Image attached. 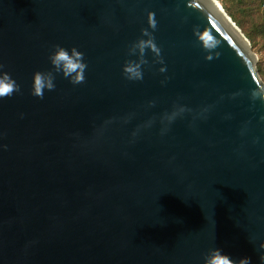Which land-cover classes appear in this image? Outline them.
I'll list each match as a JSON object with an SVG mask.
<instances>
[{
  "label": "water",
  "instance_id": "95a60500",
  "mask_svg": "<svg viewBox=\"0 0 264 264\" xmlns=\"http://www.w3.org/2000/svg\"><path fill=\"white\" fill-rule=\"evenodd\" d=\"M149 11L160 57L128 80ZM240 34L210 0H0L20 88L0 98V264H203L210 247L261 264L264 82ZM53 45L84 54L85 80L54 73L40 98Z\"/></svg>",
  "mask_w": 264,
  "mask_h": 264
},
{
  "label": "clouds",
  "instance_id": "9594fccd",
  "mask_svg": "<svg viewBox=\"0 0 264 264\" xmlns=\"http://www.w3.org/2000/svg\"><path fill=\"white\" fill-rule=\"evenodd\" d=\"M146 15L148 28L141 29V36L131 42L127 48L128 55L135 56L137 59H128L122 65V72L125 78L132 81L143 79L142 66L147 63L145 49L151 50L157 58L160 57V50L154 42L153 33L149 31V29L153 31L156 29L157 22L153 12L149 11ZM193 32L206 50H212L218 46L210 33L199 31L197 28H194ZM83 57L84 54L75 47L66 49L61 45H53L48 59L54 72H35L32 77V94L43 98L44 90H53L55 88L54 73H59L72 84L83 83L85 80L84 73L87 68V63ZM208 59H211V56H208ZM158 62L163 64L162 58ZM2 69L3 66L0 65V98L11 96L13 92L20 91L16 81ZM160 71H166L165 67H161ZM179 111L182 112L183 109ZM176 114L178 113H173L169 119L174 118ZM259 247L262 253H264V243H261ZM202 258L203 264H251L249 257L243 256L238 259H233L218 247L208 248L202 254ZM259 260L261 264H264V254L259 256Z\"/></svg>",
  "mask_w": 264,
  "mask_h": 264
},
{
  "label": "rangeland",
  "instance_id": "374dc122",
  "mask_svg": "<svg viewBox=\"0 0 264 264\" xmlns=\"http://www.w3.org/2000/svg\"><path fill=\"white\" fill-rule=\"evenodd\" d=\"M225 12L236 19V26L249 41L255 55L254 67L264 82V5L263 0H218ZM262 3V4H261ZM234 22V21H233Z\"/></svg>",
  "mask_w": 264,
  "mask_h": 264
},
{
  "label": "bare ground",
  "instance_id": "6f19581e",
  "mask_svg": "<svg viewBox=\"0 0 264 264\" xmlns=\"http://www.w3.org/2000/svg\"><path fill=\"white\" fill-rule=\"evenodd\" d=\"M210 2L213 4V6L217 9V11L223 16V18L228 22V24L234 29V31L240 36V38H242L241 34H240V30L239 28L236 26V24H232L234 23L232 21V19L227 15V13L224 11L223 7L221 6V4L219 3L218 0H210ZM230 18V20H229ZM240 31V32H239ZM242 33V32H241Z\"/></svg>",
  "mask_w": 264,
  "mask_h": 264
},
{
  "label": "trees",
  "instance_id": "16d2710c",
  "mask_svg": "<svg viewBox=\"0 0 264 264\" xmlns=\"http://www.w3.org/2000/svg\"><path fill=\"white\" fill-rule=\"evenodd\" d=\"M262 4V3H261ZM263 5H264V0H263ZM225 11V10H224ZM228 15V14H227ZM229 16V15H228ZM230 17V16H229ZM231 18V17H230ZM232 19V21H234V23H236V19L235 18H231Z\"/></svg>",
  "mask_w": 264,
  "mask_h": 264
}]
</instances>
